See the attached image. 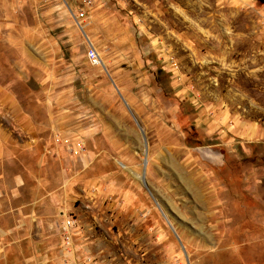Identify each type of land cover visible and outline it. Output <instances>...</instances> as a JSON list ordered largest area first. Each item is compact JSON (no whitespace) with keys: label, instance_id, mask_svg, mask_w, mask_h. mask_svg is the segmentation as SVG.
<instances>
[{"label":"rangeland","instance_id":"1","mask_svg":"<svg viewBox=\"0 0 264 264\" xmlns=\"http://www.w3.org/2000/svg\"><path fill=\"white\" fill-rule=\"evenodd\" d=\"M8 8L55 127L0 161V264H264V0Z\"/></svg>","mask_w":264,"mask_h":264},{"label":"crops","instance_id":"2","mask_svg":"<svg viewBox=\"0 0 264 264\" xmlns=\"http://www.w3.org/2000/svg\"><path fill=\"white\" fill-rule=\"evenodd\" d=\"M16 4L18 0H0V45L8 42L15 44V41L8 38L23 34L22 29L18 32L17 29L13 31L5 27L9 20H13L11 16L7 19L5 15L8 6ZM34 66L41 67V62L32 59L27 62L0 60V161L3 163L4 159H17V156L7 149L33 147L43 133L55 127V120L50 121L47 115L41 118L36 107H24L23 100L32 103L39 100L40 96V92L33 87L28 86L31 90L23 87L28 85L27 79L34 75L28 72V69ZM24 135H28V138Z\"/></svg>","mask_w":264,"mask_h":264},{"label":"built area","instance_id":"3","mask_svg":"<svg viewBox=\"0 0 264 264\" xmlns=\"http://www.w3.org/2000/svg\"><path fill=\"white\" fill-rule=\"evenodd\" d=\"M90 1V0H87ZM84 11L80 10L78 12V15H83ZM76 15V16H78ZM86 57L87 60L91 63V64H100L101 63V58L99 56V54L97 53L96 49L93 46H90L87 51H86ZM70 148H75L76 153H79L81 150L84 149V144L83 143H79L76 147H73V145H71V143H69ZM72 225L73 222L70 219H66L62 225V237H63V241L68 242L71 239V234H72ZM63 242V243H65Z\"/></svg>","mask_w":264,"mask_h":264},{"label":"water","instance_id":"4","mask_svg":"<svg viewBox=\"0 0 264 264\" xmlns=\"http://www.w3.org/2000/svg\"><path fill=\"white\" fill-rule=\"evenodd\" d=\"M146 160H147V159H146V156H145V157H144V164L146 163Z\"/></svg>","mask_w":264,"mask_h":264}]
</instances>
